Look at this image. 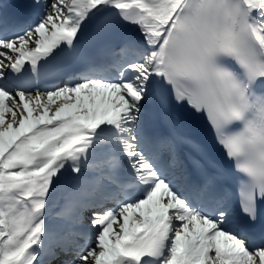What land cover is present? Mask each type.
<instances>
[{"label":"snow or ice","instance_id":"snow-or-ice-1","mask_svg":"<svg viewBox=\"0 0 264 264\" xmlns=\"http://www.w3.org/2000/svg\"><path fill=\"white\" fill-rule=\"evenodd\" d=\"M0 264H264V0H0Z\"/></svg>","mask_w":264,"mask_h":264},{"label":"bare ground","instance_id":"bare-ground-1","mask_svg":"<svg viewBox=\"0 0 264 264\" xmlns=\"http://www.w3.org/2000/svg\"><path fill=\"white\" fill-rule=\"evenodd\" d=\"M69 220H70V218H69Z\"/></svg>","mask_w":264,"mask_h":264}]
</instances>
